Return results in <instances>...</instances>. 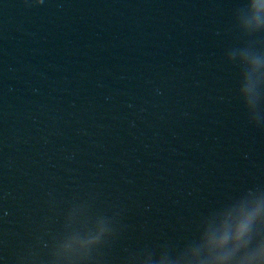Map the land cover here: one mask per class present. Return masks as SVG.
<instances>
[{
  "label": "water",
  "instance_id": "water-1",
  "mask_svg": "<svg viewBox=\"0 0 264 264\" xmlns=\"http://www.w3.org/2000/svg\"><path fill=\"white\" fill-rule=\"evenodd\" d=\"M264 0H0V264H264Z\"/></svg>",
  "mask_w": 264,
  "mask_h": 264
},
{
  "label": "clouds",
  "instance_id": "clouds-1",
  "mask_svg": "<svg viewBox=\"0 0 264 264\" xmlns=\"http://www.w3.org/2000/svg\"><path fill=\"white\" fill-rule=\"evenodd\" d=\"M261 7H264V5H261Z\"/></svg>",
  "mask_w": 264,
  "mask_h": 264
}]
</instances>
